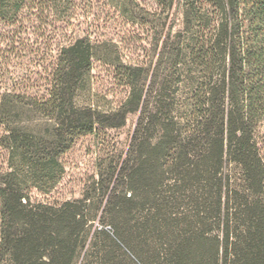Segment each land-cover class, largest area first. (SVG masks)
I'll return each mask as SVG.
<instances>
[{"label":"trees","instance_id":"16d2710c","mask_svg":"<svg viewBox=\"0 0 264 264\" xmlns=\"http://www.w3.org/2000/svg\"><path fill=\"white\" fill-rule=\"evenodd\" d=\"M153 2L181 26L114 64L118 104L79 100L88 38L60 48L45 96L0 91V264H264V0ZM72 4L0 0V19ZM131 114L127 152L98 156L80 197L51 198L75 141Z\"/></svg>","mask_w":264,"mask_h":264},{"label":"rangeland","instance_id":"374dc122","mask_svg":"<svg viewBox=\"0 0 264 264\" xmlns=\"http://www.w3.org/2000/svg\"><path fill=\"white\" fill-rule=\"evenodd\" d=\"M155 11L153 0H73L68 10L28 8L13 23L0 19V91L45 96L60 48L73 39L88 38L95 46V57L79 100L105 107L118 104L126 88L116 80L114 64L147 61L160 32L158 26L165 23V32L170 26H181L179 14L173 21L171 15L159 18ZM136 118L131 114L121 128L78 138L62 155L66 173L51 198L80 197L88 177L95 172L98 156L127 152ZM45 124L41 121V129ZM5 160L6 152L0 150V166ZM32 196L42 198L36 191Z\"/></svg>","mask_w":264,"mask_h":264}]
</instances>
